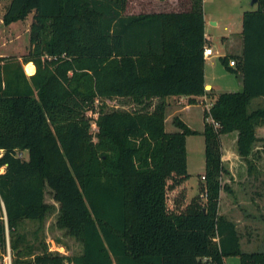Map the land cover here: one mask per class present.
<instances>
[{
    "label": "trees",
    "instance_id": "obj_1",
    "mask_svg": "<svg viewBox=\"0 0 264 264\" xmlns=\"http://www.w3.org/2000/svg\"><path fill=\"white\" fill-rule=\"evenodd\" d=\"M189 1L185 10L125 14L127 0H9L5 24L32 13L26 60L37 71L0 56V256L8 231L13 264H226L230 255L264 264V250H243L219 209L232 165L222 135L236 132L248 173L260 171L253 155L256 142L264 147V106L249 103L264 96V0L243 12L241 52L220 56L243 87L218 94L206 89L202 0ZM168 96L212 98L204 204L200 194L188 201L186 136L197 130L178 115V129H166ZM115 97L139 107L106 109ZM47 188L55 226L82 243L80 253L51 250L38 229L31 239L20 231L26 219L43 224L53 207Z\"/></svg>",
    "mask_w": 264,
    "mask_h": 264
},
{
    "label": "rangeland",
    "instance_id": "obj_2",
    "mask_svg": "<svg viewBox=\"0 0 264 264\" xmlns=\"http://www.w3.org/2000/svg\"><path fill=\"white\" fill-rule=\"evenodd\" d=\"M7 0H0V56L10 60L20 61L25 69L29 58L31 43L30 25L32 13L23 20H18L11 24L3 22ZM144 8L147 7V0H140ZM163 2V1H161ZM162 9L185 10L190 7L189 0H173L159 4ZM202 7L207 18V35L209 44L214 49V54L206 60L207 82L209 89L212 88L215 94L221 91H237L243 87V76L241 72L231 71L226 68L221 55L239 54L242 50V19L243 12L255 9L256 2L252 0H202ZM216 23V24H215ZM207 89V90H209ZM160 97L152 99L148 106L152 109L159 101ZM106 109H126L134 110L139 106L130 97H115L105 100ZM212 98L208 96L199 97L198 103L190 104L187 110H181L182 106L189 103L188 97L170 98L166 108V129L168 131L177 130L173 123V116L178 115L188 124L196 133L186 136V160L189 176L188 182V201H191L196 195L200 194L196 200L200 204L205 203L204 191L201 187L204 185L203 173L205 171V136L203 128L205 123V111L210 106ZM264 106V96L254 97L249 108L253 109ZM100 107L98 101L95 103V109H89L87 116H96V110ZM90 132L93 134V140H97V127L94 121L91 124ZM236 132L222 135L224 146L227 145L224 153L231 158L232 165L229 166V173L223 177V182L228 184L230 190L222 189L220 212L232 219L241 235V247L243 250L251 249L264 250V147L263 141L255 143L253 157L257 160L260 171L249 174L247 164L243 157L237 154L233 136ZM2 151L0 150V153ZM20 155L27 157L26 151ZM195 197V198H196ZM45 200L53 205L43 224L38 220L26 219L20 227L31 239L34 237L35 230L38 229V236L43 237L51 250H58L63 253L73 255L82 251V243L73 236L65 234L64 230L55 226L58 214V203L52 197L49 188L46 189ZM41 225V227H40ZM59 239L61 242H57ZM6 243L10 244V236L7 231ZM5 252V251H3ZM2 252V253H3ZM12 252V250H11ZM227 264H240V258L237 255L226 257Z\"/></svg>",
    "mask_w": 264,
    "mask_h": 264
},
{
    "label": "crops",
    "instance_id": "obj_3",
    "mask_svg": "<svg viewBox=\"0 0 264 264\" xmlns=\"http://www.w3.org/2000/svg\"><path fill=\"white\" fill-rule=\"evenodd\" d=\"M138 1L140 0H127V4H126V8H125V11L124 13L125 14H140V13H152V12H160V11H172L170 8H161L159 7L160 3H163V2H166V6L168 5L169 2L173 1V0H147L148 2V5L147 7L144 8L143 4L139 3ZM163 1V2H161ZM9 2V0H7L6 4ZM205 15V14H204ZM205 21H206V27H207V18H206V15H205ZM216 24V23H215ZM242 30V29H241ZM241 32V31H240ZM241 35V34H240ZM206 36L208 37L207 35V31H206ZM209 39V37H208ZM242 39V38H241ZM209 59V57L206 58V60ZM207 68L205 66V82H206V89H209V86H208V82H207ZM212 88H214V86H212ZM181 98V100H183L184 97H187V96H168L166 98V102L168 103L169 102V99L170 98ZM190 108V103H187L186 105L182 106V111L183 110H187ZM184 121L188 124V121L186 119H184ZM189 125V124H188ZM174 131V130H173ZM259 132L261 136H264V126H261L259 128ZM241 241V240H240ZM253 250H258V249H251L249 251H253ZM246 251V250H245ZM227 264V263H226Z\"/></svg>",
    "mask_w": 264,
    "mask_h": 264
},
{
    "label": "built area",
    "instance_id": "obj_4",
    "mask_svg": "<svg viewBox=\"0 0 264 264\" xmlns=\"http://www.w3.org/2000/svg\"><path fill=\"white\" fill-rule=\"evenodd\" d=\"M213 54H214V49L212 48L211 45H207L205 47V50H204L205 57L206 58L210 57ZM230 64L235 65V60L231 59ZM211 104H212V102H211ZM211 104H210V106H211ZM210 106H207V110L210 109ZM207 119L212 121L211 117H208ZM94 124L96 125L95 122H94ZM216 125H218V124L216 123ZM203 178H204V176H203ZM0 264H13V255H12L11 248H10L9 244L6 247V251L2 254V256H0Z\"/></svg>",
    "mask_w": 264,
    "mask_h": 264
},
{
    "label": "water",
    "instance_id": "obj_5",
    "mask_svg": "<svg viewBox=\"0 0 264 264\" xmlns=\"http://www.w3.org/2000/svg\"><path fill=\"white\" fill-rule=\"evenodd\" d=\"M257 0H252V2H256ZM27 64V63H26ZM32 70H28L26 67H25V71H26V73H27V75H32V74H34L36 71H37V66H36V64L33 62L32 63ZM204 211H205V208H204Z\"/></svg>",
    "mask_w": 264,
    "mask_h": 264
},
{
    "label": "bare ground",
    "instance_id": "obj_6",
    "mask_svg": "<svg viewBox=\"0 0 264 264\" xmlns=\"http://www.w3.org/2000/svg\"><path fill=\"white\" fill-rule=\"evenodd\" d=\"M26 68L28 69V70H32L33 68H32V63H28V64H26Z\"/></svg>",
    "mask_w": 264,
    "mask_h": 264
}]
</instances>
